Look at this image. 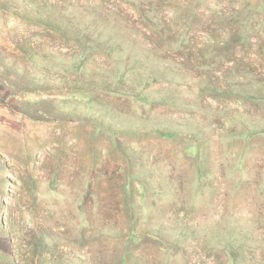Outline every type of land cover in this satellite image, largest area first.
Returning <instances> with one entry per match:
<instances>
[{"label":"rangeland","instance_id":"374dc122","mask_svg":"<svg viewBox=\"0 0 264 264\" xmlns=\"http://www.w3.org/2000/svg\"><path fill=\"white\" fill-rule=\"evenodd\" d=\"M0 264H264V0H0Z\"/></svg>","mask_w":264,"mask_h":264}]
</instances>
